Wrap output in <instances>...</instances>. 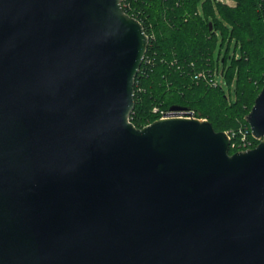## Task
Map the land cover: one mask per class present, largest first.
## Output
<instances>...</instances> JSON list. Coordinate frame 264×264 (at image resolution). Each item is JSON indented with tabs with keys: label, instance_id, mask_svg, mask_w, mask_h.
I'll return each mask as SVG.
<instances>
[{
	"label": "water",
	"instance_id": "1",
	"mask_svg": "<svg viewBox=\"0 0 264 264\" xmlns=\"http://www.w3.org/2000/svg\"><path fill=\"white\" fill-rule=\"evenodd\" d=\"M122 1L0 0V264H264V85L245 151L135 127L149 39Z\"/></svg>",
	"mask_w": 264,
	"mask_h": 264
},
{
	"label": "trees",
	"instance_id": "2",
	"mask_svg": "<svg viewBox=\"0 0 264 264\" xmlns=\"http://www.w3.org/2000/svg\"><path fill=\"white\" fill-rule=\"evenodd\" d=\"M231 1L232 6L209 0L122 1L123 10L141 23L149 39L134 81L129 120L135 127L158 119L153 108L178 106L210 122L215 131L237 132L243 126L252 147L257 145L244 117L264 85V2ZM218 67L222 85L217 83ZM197 72L205 78L195 79Z\"/></svg>",
	"mask_w": 264,
	"mask_h": 264
},
{
	"label": "built area",
	"instance_id": "3",
	"mask_svg": "<svg viewBox=\"0 0 264 264\" xmlns=\"http://www.w3.org/2000/svg\"><path fill=\"white\" fill-rule=\"evenodd\" d=\"M211 2L214 3H218L221 0H209ZM143 61V60H142ZM205 73L204 72H197L194 75L195 79H199V78H205ZM216 82L213 81L212 85H215ZM154 112H158L159 114V119H164L170 115H175V116H179V117H185V118H196L193 111L191 110H187V109H179L176 111H171L170 109L167 111H163V110H157V108H155ZM205 120V119H202ZM226 135L228 136L229 140H230V146L236 145L238 149H250L252 148V141L248 138V130L243 128L241 130H237V132L234 131H227L225 132ZM236 138L237 139L234 141L233 144H231V139L232 138Z\"/></svg>",
	"mask_w": 264,
	"mask_h": 264
},
{
	"label": "rangeland",
	"instance_id": "4",
	"mask_svg": "<svg viewBox=\"0 0 264 264\" xmlns=\"http://www.w3.org/2000/svg\"><path fill=\"white\" fill-rule=\"evenodd\" d=\"M219 3H222V4H226V5H234V2L233 1H231V0H221V1H219ZM200 13H201V9H200ZM218 49H220L219 47H216V51H215V56L217 55V53H218ZM225 53V46H223V48H222V50H221V54L223 55ZM234 54V52H233V44H230L229 45V50H228V55L229 56H232ZM221 69H220V67H218V71H217V73H216V75L218 76L217 77V83L219 84V85H222L223 84V81H222V78H221V76H222V74H221ZM220 76V77H219ZM154 110H155V108H153L152 109V111L154 112ZM158 113V112H157ZM160 114V113H159ZM159 119V118H158ZM244 127L243 126H239L238 128H237V130H241V129H243ZM224 132H227V131H224ZM231 148H234V150H235V152H238V151H245V150H247V149H238L237 148V146L236 145H233V146H231ZM253 148V147H252ZM251 149V148H250ZM234 153V152H233ZM230 154V153H229Z\"/></svg>",
	"mask_w": 264,
	"mask_h": 264
}]
</instances>
